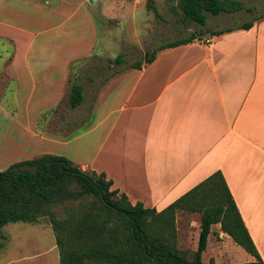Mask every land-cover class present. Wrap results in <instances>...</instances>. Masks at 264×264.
I'll return each mask as SVG.
<instances>
[{"label":"crops","instance_id":"crops-1","mask_svg":"<svg viewBox=\"0 0 264 264\" xmlns=\"http://www.w3.org/2000/svg\"><path fill=\"white\" fill-rule=\"evenodd\" d=\"M212 31L160 50L140 68L115 69L93 97L83 87L81 122L71 116L77 107L69 106L65 119L59 111L76 57L58 61L52 52L31 50L38 35L24 40L0 32V114L12 116L4 99L50 107L36 115L38 131L27 124L24 142H0V156L7 153L0 160L63 140L65 157L81 169L104 172L132 204L157 210L219 171L264 262V17L248 29ZM47 151L34 157L61 155ZM212 231L234 244L219 223ZM254 259L249 254L245 262Z\"/></svg>","mask_w":264,"mask_h":264},{"label":"trees","instance_id":"trees-1","mask_svg":"<svg viewBox=\"0 0 264 264\" xmlns=\"http://www.w3.org/2000/svg\"><path fill=\"white\" fill-rule=\"evenodd\" d=\"M181 17L202 26L206 13L235 12L239 0H177ZM252 11L251 8H247ZM235 27L212 31L218 35L235 28L248 29L255 19ZM190 34L161 44L150 53L189 43ZM115 62L121 64L119 55ZM130 66L140 68L137 61ZM84 99L83 86H70L68 103L77 107ZM104 172L86 171L62 155L42 154L20 160L0 171V236L10 222H39L47 218L59 251L60 264H204L202 253L214 224L246 252L264 264L242 221L222 174L217 171L161 210L132 204L126 194L112 188ZM200 213L197 247L183 250L177 244L176 214ZM210 264H215L210 261Z\"/></svg>","mask_w":264,"mask_h":264},{"label":"rangeland","instance_id":"rangeland-1","mask_svg":"<svg viewBox=\"0 0 264 264\" xmlns=\"http://www.w3.org/2000/svg\"><path fill=\"white\" fill-rule=\"evenodd\" d=\"M82 1L0 0V18L6 22V25H0V32L24 40L38 35L31 50L52 52L58 61H62L65 56L76 57L70 64L67 87L59 103V111H64V119L67 109L70 110L68 93L72 83H80L88 97H93L98 83L111 76L115 69L128 67L137 61L146 62L150 53L163 43L190 34L207 36L211 30L235 27L264 13V0H239L243 3L242 9L235 12L222 11L218 15L207 12L206 24L202 26L181 17L177 0ZM248 7L252 11H248ZM2 41L0 39V45ZM5 44L11 50L12 47L7 42ZM119 55L123 58L121 64L115 62ZM136 73L133 70L132 76ZM4 81L3 75H0V83ZM3 102L14 117L10 116L11 120L0 114V142L6 143L8 147H16L24 142L27 124L38 131L37 126L40 125L36 115L40 109L50 108L33 103L26 107L18 104L14 106L6 99ZM86 107H77L71 116L81 122ZM62 141L52 146L43 143L37 154L48 150V153L56 151L66 156L67 145ZM34 147L26 149L25 146V154L9 155L1 159L0 171L15 160L33 158L37 155ZM199 223V212L179 211L176 214L177 244L180 249H196ZM2 233L0 264H60L58 247L47 218L39 222H10L2 227ZM248 256L249 253L241 246L218 239L212 231L208 236V246L202 253V261L204 264H210V261L215 264H241Z\"/></svg>","mask_w":264,"mask_h":264},{"label":"built area","instance_id":"built-area-1","mask_svg":"<svg viewBox=\"0 0 264 264\" xmlns=\"http://www.w3.org/2000/svg\"><path fill=\"white\" fill-rule=\"evenodd\" d=\"M205 41L208 43L210 40L206 39Z\"/></svg>","mask_w":264,"mask_h":264},{"label":"water","instance_id":"water-1","mask_svg":"<svg viewBox=\"0 0 264 264\" xmlns=\"http://www.w3.org/2000/svg\"><path fill=\"white\" fill-rule=\"evenodd\" d=\"M89 2H91V0H89ZM92 2H93V0H92Z\"/></svg>","mask_w":264,"mask_h":264}]
</instances>
